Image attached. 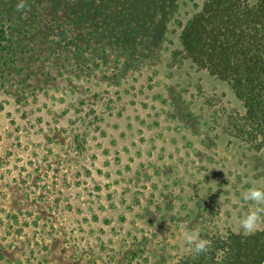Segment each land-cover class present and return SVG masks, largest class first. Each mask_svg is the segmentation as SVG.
Wrapping results in <instances>:
<instances>
[{
    "label": "rangeland",
    "instance_id": "374dc122",
    "mask_svg": "<svg viewBox=\"0 0 264 264\" xmlns=\"http://www.w3.org/2000/svg\"><path fill=\"white\" fill-rule=\"evenodd\" d=\"M205 1L0 0V264H177L185 231L246 235L264 149L179 42Z\"/></svg>",
    "mask_w": 264,
    "mask_h": 264
},
{
    "label": "trees",
    "instance_id": "16d2710c",
    "mask_svg": "<svg viewBox=\"0 0 264 264\" xmlns=\"http://www.w3.org/2000/svg\"><path fill=\"white\" fill-rule=\"evenodd\" d=\"M179 42L195 67L226 83L241 102L243 114L229 124V134L264 149V0H206ZM208 241L207 252L192 251L177 264H264V230Z\"/></svg>",
    "mask_w": 264,
    "mask_h": 264
},
{
    "label": "clouds",
    "instance_id": "9594fccd",
    "mask_svg": "<svg viewBox=\"0 0 264 264\" xmlns=\"http://www.w3.org/2000/svg\"><path fill=\"white\" fill-rule=\"evenodd\" d=\"M18 7H23V4L18 5ZM241 195L244 201H251L257 205L255 210L249 211L239 221L240 227L243 229L244 233L246 235H252L254 234L260 220L258 214L262 210L260 205H264V190L258 187H249L242 192ZM183 237L188 244L193 246L192 251L194 255H200L201 253L208 251L210 241L199 239L198 233L185 231Z\"/></svg>",
    "mask_w": 264,
    "mask_h": 264
}]
</instances>
